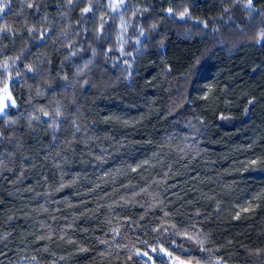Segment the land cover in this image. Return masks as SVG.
Listing matches in <instances>:
<instances>
[{
  "label": "trees",
  "instance_id": "trees-1",
  "mask_svg": "<svg viewBox=\"0 0 264 264\" xmlns=\"http://www.w3.org/2000/svg\"><path fill=\"white\" fill-rule=\"evenodd\" d=\"M0 3V264H264V0Z\"/></svg>",
  "mask_w": 264,
  "mask_h": 264
},
{
  "label": "snow or ice",
  "instance_id": "snow-or-ice-1",
  "mask_svg": "<svg viewBox=\"0 0 264 264\" xmlns=\"http://www.w3.org/2000/svg\"><path fill=\"white\" fill-rule=\"evenodd\" d=\"M69 2L71 3V0H69ZM229 2L231 3L232 0H229ZM123 3V0H121V4ZM9 7L8 4L6 3H0V14H3L4 10L7 9ZM29 8L33 7L32 4L28 5ZM110 7L115 11L116 9H118L120 7L119 4L117 5H110ZM244 9L246 11L252 12L254 11V7H253V0H247V3H245L243 5ZM91 11V8H85L83 9V13H88ZM224 12H227L228 9L225 8L223 10ZM169 12H171V9H169ZM257 15L260 16H264V13H260L257 12ZM181 19H188L190 18L187 15V10H185L184 13H181L180 15ZM102 27V26H101ZM204 27H207V24L204 25ZM10 29L7 28H0V32H5V31H9ZM32 29H29V33H31ZM215 31V29H214ZM143 34V33H141ZM261 39L264 40V30L261 31L260 33ZM76 53H72V55H75ZM95 54V53H93ZM85 67H87V64H85ZM5 71H7V66H5ZM28 71L31 72L32 69L29 67ZM3 73L0 72V76H2ZM15 106V100L13 99L12 95H11V91L8 87L7 84L4 85V87L2 89H0V117H6L8 115V109L12 108ZM41 111H43V109H41ZM44 115L47 116L48 113L44 112ZM56 116H60L61 113L59 110L56 111L55 113ZM16 121H12L9 120L7 121V125L11 126L12 124H15ZM53 127L56 126L55 121H53ZM0 135H2V133H0ZM253 164L256 163V161H252ZM159 231V230H157ZM175 236V233L171 234V237H166L164 239V242L160 244L159 247H153L151 248V253L145 251L143 253L137 251L136 255L137 256H143V257H147V260L144 261V264H193L192 259L189 257L187 259H181L180 256L175 255L174 252L172 250H170L173 245L170 243V240L172 239V237ZM189 240L192 239V237H188ZM144 243H147L146 241ZM165 244H169V247H165ZM175 247L180 248L184 251H186V249L183 248V245H175ZM82 251H86V249H81ZM155 257V258H154ZM195 264H200L199 260L195 261Z\"/></svg>",
  "mask_w": 264,
  "mask_h": 264
},
{
  "label": "rangeland",
  "instance_id": "rangeland-1",
  "mask_svg": "<svg viewBox=\"0 0 264 264\" xmlns=\"http://www.w3.org/2000/svg\"><path fill=\"white\" fill-rule=\"evenodd\" d=\"M107 1H108V3L110 5H117V4L120 5V7L118 9H116L115 11L111 8V10L113 12H118V11L124 9L126 7V4H127V0H123V3L122 4H121V0H107ZM29 4H30V0H23V6H22L23 12L25 11V9H27V7H28Z\"/></svg>",
  "mask_w": 264,
  "mask_h": 264
}]
</instances>
